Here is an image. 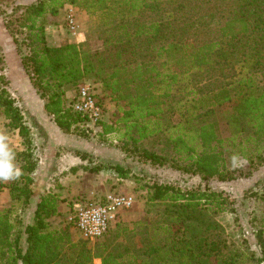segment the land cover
Instances as JSON below:
<instances>
[{"label": "trees", "instance_id": "1", "mask_svg": "<svg viewBox=\"0 0 264 264\" xmlns=\"http://www.w3.org/2000/svg\"><path fill=\"white\" fill-rule=\"evenodd\" d=\"M104 17L103 49L90 52L62 42L48 46L46 16H57L66 4ZM19 13V14H18ZM5 20L21 67L44 101L43 111L63 133L81 128L84 120L64 103L66 92L91 77L117 103V125L132 141L143 164L170 168L202 181L231 182L248 178L264 165V0H38L15 7ZM252 72L249 76V72ZM177 94L178 97H177ZM236 100L228 116L229 138L211 118L214 109ZM179 112L181 122H168ZM0 113L27 147L17 154L20 175L10 198L30 206L36 165L31 161L29 128L15 99L0 88ZM81 137L84 131H80ZM158 139V151L136 147ZM124 143L123 150H128ZM81 159L83 154H79ZM244 159L246 167L229 165ZM170 162V163H169ZM117 177L129 171L116 166ZM146 214L132 227L117 225L94 245L74 241L69 228H54L59 197L40 196L24 244L9 211H0V264H260L264 262V219L255 238L261 258L249 247L232 243L216 217L234 213V202L222 191L182 188L167 183L147 187ZM143 193V194H145Z\"/></svg>", "mask_w": 264, "mask_h": 264}, {"label": "rangeland", "instance_id": "2", "mask_svg": "<svg viewBox=\"0 0 264 264\" xmlns=\"http://www.w3.org/2000/svg\"><path fill=\"white\" fill-rule=\"evenodd\" d=\"M36 1L38 0H0V88L4 89L9 97L15 99L25 125L29 128V151L31 161L36 165L34 172L30 175L32 180L30 189L33 185L43 189L46 183L49 186H45L47 190H44V194L51 192L59 197V211L61 212L60 215H64V218L62 219L63 222L53 227L57 229L67 227L73 240L81 241L78 234L73 231V224L67 218L72 216L80 205L88 201L100 200L103 195L108 193L132 195L134 198L132 207L118 215V220L113 228L120 224L132 227L134 223H138L143 218L148 221L152 220L153 214H146L148 206L145 204L147 198L145 192L152 183L174 184L188 189L198 186L201 188L207 187L211 190L226 193L234 202V213L224 212L216 217V220L225 228L228 239L238 247L245 244L254 252L255 258H261V251L257 246L255 234L262 226L261 219H264V165L248 178L231 182L202 181L199 177L184 175L171 169L169 164L157 167L141 163L138 156L131 152L134 146H132L131 140L127 141V138L123 136L125 130L122 129V125H117L115 133L105 136L101 135L103 131L102 124L96 127L95 133L90 130L86 131L85 127H78V129L71 130L69 134H65L56 127L52 117L46 115L44 111L42 115L47 117V122L49 121L50 124L43 123L46 118L41 119L38 115H41L44 101L39 98L30 85L28 77L21 67L20 58L16 53L12 37L4 26L5 20L9 19V14H11L13 8L30 5ZM72 6L76 8L74 19L77 21L79 32L83 36V42L80 46L90 52L102 50L100 32L105 27L103 25L104 17L100 13H88L81 7ZM63 10L64 6L59 10L57 16L47 15L46 25L56 23ZM63 17L64 15L61 22H63ZM251 73L250 71L247 75L249 76ZM251 77L254 83L253 87L260 89L264 86V81L258 74L254 73ZM88 81L96 86L97 98L105 107L106 117L102 123L113 125L120 117L117 103L113 102L108 93L101 91L102 88L93 77ZM68 92L63 96L65 104L69 102L68 99L71 97L70 94L67 96ZM236 101L237 99H234L230 103L215 108L214 116L211 118L216 123L220 135L225 139L230 136L227 124L228 116L232 113ZM168 122L172 125L180 123L179 112L170 113ZM52 124L63 135L61 139H56L52 135L54 130L49 128V125ZM45 131L47 136H44ZM80 131H84L85 135L81 137ZM0 135L3 143L2 151L5 155L16 157L17 154L26 151L27 147L24 139L7 124L1 113ZM124 143L128 144V150L122 149ZM162 146L163 144L161 145L159 140L154 138H148L136 145V147L153 151H159ZM79 154H83L84 158L81 159L78 156ZM44 160L46 168L41 164V161L44 162ZM246 164V161L241 158L229 160V165L237 169L245 168ZM41 166L44 169L40 171L41 175L37 179L34 174ZM54 166L55 170H52ZM59 166H67L71 169L69 168V171L68 169L58 170ZM116 166L129 171L126 179L117 177L114 171ZM45 171L48 173L47 176H44ZM41 181L44 185L38 187L34 184ZM9 188L0 189V211H9L11 219L16 224L17 232L21 236V247L24 248L25 237L23 231L26 227V216L30 207L12 200L10 194L4 193L2 195L1 192L9 193ZM94 247L97 248L98 244H95ZM93 264H101V260L95 259ZM260 264H264V262Z\"/></svg>", "mask_w": 264, "mask_h": 264}, {"label": "built area", "instance_id": "3", "mask_svg": "<svg viewBox=\"0 0 264 264\" xmlns=\"http://www.w3.org/2000/svg\"><path fill=\"white\" fill-rule=\"evenodd\" d=\"M76 8L72 5H64L63 22L59 24L62 33L72 36H80L79 25L74 19ZM96 86L90 81L82 82L76 89L68 92L69 102L66 104L71 112L81 117L86 131L95 133L96 127L102 123L106 117L105 107L97 98ZM2 138L0 135V169L7 170L13 175V179H0V189L10 187L20 175V163L13 155H5ZM19 175H16V173ZM134 198L132 195L121 193H108L100 200H91L80 205L67 220L73 224V228L78 233L80 239L89 244H95L115 226L118 215L132 207Z\"/></svg>", "mask_w": 264, "mask_h": 264}, {"label": "crops", "instance_id": "4", "mask_svg": "<svg viewBox=\"0 0 264 264\" xmlns=\"http://www.w3.org/2000/svg\"><path fill=\"white\" fill-rule=\"evenodd\" d=\"M63 15H64V10H63L62 14L59 15V17L57 18L56 23L49 24V25L45 26V39H46V42H47L48 46L58 47V46H60V44L62 42H68V43H71V44H75L77 46L82 44V42H83V36L82 35H80L78 37L77 36H72V35H67V34L62 33V31L59 29V24L61 23V18H62ZM68 95H69V93H67V96ZM42 114H44L43 110L41 111V115H38L39 118H41V119L46 118V120H43V123L45 122V123L50 124L49 121L47 122V120H48L47 117L45 115H42ZM49 128H52L54 130V133H52V135L54 137H56V139L57 138H60V139L62 138L63 135L57 129H55L53 124L49 125ZM44 136H47L46 135V131L44 133ZM71 159L74 160L73 158H71ZM41 164L44 166V168H46L45 160H44V162L41 161ZM44 168L41 166V168L39 167L38 171H35L34 176H36L37 179L41 175L40 171L43 170ZM69 168L71 169V167H69ZM69 168L67 166L66 167L65 166H59L58 170L68 169V171H69ZM52 170H55V166L52 167ZM47 175H48V173H47V171H45L44 176H47ZM34 184L38 185V187L44 185L43 181H41L38 184L35 182ZM45 186L48 187L49 185H47L45 183ZM45 186L43 187V189L41 187H39V188L34 187V185L31 187L33 195H32L31 204L29 206L30 208L28 209V215L26 216V226L32 223L33 212L35 210L36 204H37L40 196H42L44 194V190H47L46 189L47 187H45ZM1 193H2V195H4V193H7L9 195L8 192H1ZM60 198H62V197H60ZM128 216H129V214L127 215V217ZM63 218H64V215H60L58 217L52 218L50 220V222H51L52 226H58L61 222H63L62 221ZM73 231L76 232L75 229ZM78 238L80 239L79 235H78Z\"/></svg>", "mask_w": 264, "mask_h": 264}, {"label": "clouds", "instance_id": "5", "mask_svg": "<svg viewBox=\"0 0 264 264\" xmlns=\"http://www.w3.org/2000/svg\"><path fill=\"white\" fill-rule=\"evenodd\" d=\"M16 175H19V173L17 172ZM15 178L13 175L9 174V172L7 170L4 169H0V179H13Z\"/></svg>", "mask_w": 264, "mask_h": 264}]
</instances>
